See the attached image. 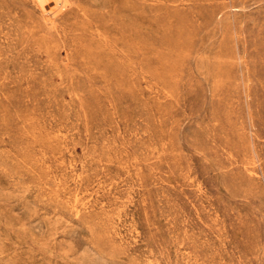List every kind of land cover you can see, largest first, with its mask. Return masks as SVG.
I'll use <instances>...</instances> for the list:
<instances>
[{
  "label": "rangeland",
  "instance_id": "1",
  "mask_svg": "<svg viewBox=\"0 0 264 264\" xmlns=\"http://www.w3.org/2000/svg\"><path fill=\"white\" fill-rule=\"evenodd\" d=\"M0 264H264V0H0Z\"/></svg>",
  "mask_w": 264,
  "mask_h": 264
}]
</instances>
